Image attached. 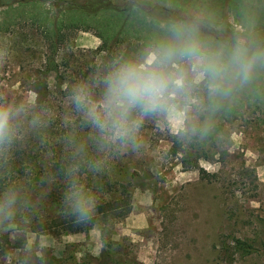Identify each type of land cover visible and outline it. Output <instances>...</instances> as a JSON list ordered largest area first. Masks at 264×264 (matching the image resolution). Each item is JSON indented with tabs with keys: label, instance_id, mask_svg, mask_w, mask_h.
Returning <instances> with one entry per match:
<instances>
[{
	"label": "rangeland",
	"instance_id": "1",
	"mask_svg": "<svg viewBox=\"0 0 264 264\" xmlns=\"http://www.w3.org/2000/svg\"><path fill=\"white\" fill-rule=\"evenodd\" d=\"M110 1L114 9L92 15L69 9L93 0H0V35L13 37V57L0 66V89L21 94L30 82L43 79L55 96L58 83L103 64L98 48L106 39L119 41L116 55L134 58L163 39L171 22L184 18L198 17L201 39L213 47L226 36L215 39L209 26L227 22L231 42L236 32L254 34L264 26V0ZM154 6L178 19L159 20L143 11ZM56 23L74 29L62 31L57 69H52ZM181 113L189 131L174 134L164 116L147 119L141 152L123 158L105 180L102 200L118 196L120 184L129 185L132 211L101 225L103 247L99 231L70 234L60 228V234L51 233L56 249L50 264H88L89 257L103 253L111 264H264V65L227 97L210 99L203 85L193 87L181 101ZM173 146L184 153L173 155ZM58 206L49 199L46 220L59 216ZM4 246L13 247L7 237Z\"/></svg>",
	"mask_w": 264,
	"mask_h": 264
},
{
	"label": "clouds",
	"instance_id": "2",
	"mask_svg": "<svg viewBox=\"0 0 264 264\" xmlns=\"http://www.w3.org/2000/svg\"><path fill=\"white\" fill-rule=\"evenodd\" d=\"M200 27L198 17L171 22L167 35L136 57L117 54L87 76L69 78L55 96L35 80L21 94L0 89V261L50 264L56 239L46 208L58 186L59 216L99 231L103 247L105 180L123 158L141 152L145 121L164 116L183 134L189 129L181 101L193 87L203 85L210 99L227 97L264 65V46L251 34L213 47ZM12 57L13 37L0 35V66ZM190 131L197 133L195 124ZM5 237L13 247L4 246Z\"/></svg>",
	"mask_w": 264,
	"mask_h": 264
},
{
	"label": "trees",
	"instance_id": "3",
	"mask_svg": "<svg viewBox=\"0 0 264 264\" xmlns=\"http://www.w3.org/2000/svg\"><path fill=\"white\" fill-rule=\"evenodd\" d=\"M26 2H21V4H25ZM29 3V2H28ZM113 2L110 0H93V2H88L84 4H73L70 6V9L86 13V14H92L95 15L101 10H112L114 9ZM126 11V10H124ZM144 11V9H143ZM159 12H161L159 10ZM149 14V13H148ZM150 15V14H149ZM167 15L174 17L175 12H169ZM66 28H73V26H67ZM65 26H59L58 23L55 24L51 39V55L49 56V64H51L52 69H57V59L59 58L58 52H59V43L61 41H64V35H62V31L66 29ZM44 29V28H43ZM76 29V28H75ZM209 29L211 30V36H214L215 39L220 40V36H224V29L222 27H213L209 26ZM45 35H48V31H45ZM220 36H218V35ZM232 32L228 29L227 30V36L232 37ZM49 36V35H48ZM118 37V36H117ZM230 37V38H231ZM119 42V41H118ZM117 41L109 43L108 39L103 42L102 46L98 48L99 54L103 57V64H106L108 61H110L113 56L116 55L114 51L116 50V45L119 44ZM116 44V45H115ZM41 72H38V75L41 76ZM37 87H39L41 90L44 91L45 94H50V85L48 84L47 80H37ZM59 88L62 86V82L58 83ZM178 145V144H177ZM180 146V145H178ZM173 155H179V153H184L183 150H181V147L173 146L171 149ZM188 155V154H187ZM185 160V159H184ZM183 160V161H184ZM135 178H139L138 176H135ZM62 186H58L55 188L50 196L49 199L52 201V203H60V195H61V189ZM120 190L118 196L113 197L114 199L111 200H104V204L101 205L98 209V211L102 214L101 216V225H104L108 222H113L114 220H122L128 217L132 211V205H131V192L129 190V185L120 184L119 187ZM46 226L50 233H54L52 231H58L60 234V228H62L65 232L77 234L82 233L86 230L85 228L73 226L70 222L64 220L60 216L53 218L52 220H46ZM58 229V230H57ZM88 264H111V257L107 253H103L99 257H89Z\"/></svg>",
	"mask_w": 264,
	"mask_h": 264
},
{
	"label": "flooded vegetation",
	"instance_id": "4",
	"mask_svg": "<svg viewBox=\"0 0 264 264\" xmlns=\"http://www.w3.org/2000/svg\"><path fill=\"white\" fill-rule=\"evenodd\" d=\"M144 5H145L146 9H149L150 5H147V4H144ZM134 7H136V5H134L133 8ZM139 8L142 10L141 7H139ZM124 10H126V9H124ZM159 10L161 12H159ZM144 12L149 13L150 15L154 16L155 18H157L159 20L160 19H162V20H171V19L172 20H174V19L177 20L178 19V17L173 18V17H171L169 15H166L165 12H167V14H168L169 11L165 7H157V6H154V7L151 8V10H144ZM164 14L166 16H164ZM184 20H185V18H184ZM221 27L224 29V36H226V39L223 41V43L224 44H230L231 43V41H230V37L231 36L230 37L227 36V30L229 29L231 31V29L229 28L228 23L227 22L224 23V24L222 23ZM238 33L239 32H236L235 33V36L239 35ZM210 34H211V32H210ZM251 35H254V37L258 39L257 41H259V43L262 46H264V26H260V28L258 30H256V32L254 34H251Z\"/></svg>",
	"mask_w": 264,
	"mask_h": 264
}]
</instances>
